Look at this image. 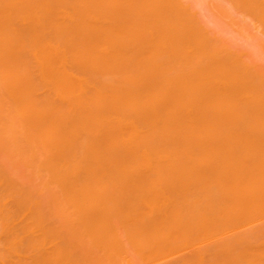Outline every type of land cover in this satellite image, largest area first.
Returning <instances> with one entry per match:
<instances>
[{"label":"bare ground","instance_id":"bare-ground-1","mask_svg":"<svg viewBox=\"0 0 264 264\" xmlns=\"http://www.w3.org/2000/svg\"><path fill=\"white\" fill-rule=\"evenodd\" d=\"M191 9L0 0V264H264V69Z\"/></svg>","mask_w":264,"mask_h":264},{"label":"rangeland","instance_id":"rangeland-1","mask_svg":"<svg viewBox=\"0 0 264 264\" xmlns=\"http://www.w3.org/2000/svg\"><path fill=\"white\" fill-rule=\"evenodd\" d=\"M204 22L206 31L218 42L264 69V31L232 0H185ZM194 15V13H192ZM258 26V27H257Z\"/></svg>","mask_w":264,"mask_h":264}]
</instances>
